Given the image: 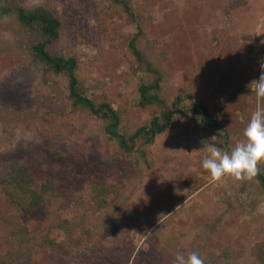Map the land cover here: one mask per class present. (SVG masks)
I'll return each mask as SVG.
<instances>
[{"label":"rangeland","instance_id":"obj_1","mask_svg":"<svg viewBox=\"0 0 264 264\" xmlns=\"http://www.w3.org/2000/svg\"><path fill=\"white\" fill-rule=\"evenodd\" d=\"M134 1L135 12L149 14L142 24L146 39L158 40L155 52L167 75L163 97L167 102L179 95L195 97V103L185 99L186 107L178 113L174 126L148 149L149 158L158 162L167 157L173 165L193 160L198 172L186 168L183 176L168 183L158 172L149 173L137 154L128 156L99 138V121L90 125L93 132L89 128L88 135L80 138L81 144L56 135L53 125L68 109L67 79L52 75L47 87L40 89L35 70L16 71L15 55L0 57V104L49 115L42 123L26 128L0 126V160L26 159L38 171L39 182L48 176L60 178L59 191L66 203L72 202L71 190L84 191L89 182L98 186L111 183L113 189L107 196L108 207L88 222L74 211L28 213L29 224L41 220L56 226L63 217L70 223L58 234L59 246L42 247L22 264H172L161 249L177 251L176 237L185 234L183 238L194 239L198 226L216 220L224 210L207 244L210 250L219 253L230 247L243 252L264 241V194L254 182L240 191L244 185L234 177L216 180L203 169L201 162L208 153L202 140L215 136L218 146L226 138L218 130L210 134L200 127L194 108L205 104L212 114L224 118L232 133L224 150L244 138L257 103L264 104L248 87L259 78L264 63V0H246V6L231 16L224 12L227 0ZM24 3L30 8L45 5L60 17L62 35L56 47L79 57L88 96L112 102L121 111L125 132L150 121L157 109L137 105V88L150 76L136 72L135 59L124 49L138 32L136 24L127 25L130 17L123 18V12L110 0ZM127 185L135 192L123 203L114 194ZM191 185L200 187L189 195ZM10 211L0 197V216ZM96 238H100L101 247L91 249ZM197 242L203 243L204 237Z\"/></svg>","mask_w":264,"mask_h":264},{"label":"trees","instance_id":"obj_2","mask_svg":"<svg viewBox=\"0 0 264 264\" xmlns=\"http://www.w3.org/2000/svg\"><path fill=\"white\" fill-rule=\"evenodd\" d=\"M110 2L123 12V18H131L127 21L128 26L131 27L134 23L138 27V32L124 46L127 53L135 59L136 72L150 76L149 80H143L137 88V105L142 109H157L148 123L136 127L133 131L123 130L121 111L115 108L112 102L96 101L88 96L80 75L79 57L66 54L56 47L62 35V21L55 11L47 6L30 8L24 0H0V57L15 55L13 69L16 71L35 70L39 77L37 87L40 89L47 87L52 75L67 79L68 109L61 112L58 123L53 125L56 135L67 138L72 143L81 144L80 138L87 136L94 128L90 125L99 121L101 124L96 125L99 138H104L108 145H114L117 151L128 156L137 154L146 164L149 173L158 172L157 176L172 183L177 175L183 176L184 169H195L193 160L185 159L180 161L179 165H173V160L166 157L156 162L149 158L148 149L156 143L160 135L174 126L178 113L186 107L183 104L185 99L194 102L195 97L190 94L179 95L173 101L167 102L162 95V84L167 75L161 57L155 52L158 40L146 39L147 32L142 25L149 17L148 12L146 15L135 12L134 0ZM246 4V0H227L224 12L231 16ZM194 108L200 127L210 134L215 130L222 132L226 139L224 144L218 146L226 148L225 144L232 133L226 127L224 118L212 114L205 104ZM48 117V113L41 110L29 108L19 111L12 106L0 104V126L11 130L17 127L26 128L31 123L40 124ZM213 142L217 144L218 140ZM259 167L260 171L251 179L234 178L236 183L242 182L244 185L240 191H244L248 183L254 182L264 194V165ZM195 171L194 174L198 172L197 169ZM60 184L61 180L56 176H48L39 182L38 171L24 158L0 160V197L11 208L10 212L0 216V264H22L42 247L59 246L58 234L65 232L66 225L70 223L69 219L63 217L56 226L45 224L41 220L29 224L28 213L57 212L59 209L60 213L74 211L88 222L97 211L108 207L107 196L113 193L111 183L98 186L95 182H89L84 186V191L71 190L72 202L66 203L60 195ZM199 187L191 185L188 194H193ZM134 192L133 186L127 185L114 195L126 203ZM226 211L224 210L216 220L198 226L199 231L194 239L183 238L185 234H181L180 238L176 237L180 245L177 251L170 252L163 248L162 252L171 259L172 264L177 252H183L187 256L193 251L204 258L205 264H264V241L243 252L229 247L217 253L208 248L207 244L213 239ZM95 228H99L98 225ZM86 233L91 235L90 237L93 236L90 230ZM201 237H204V242L198 243ZM92 246L91 249L101 247L100 238H96Z\"/></svg>","mask_w":264,"mask_h":264},{"label":"clouds","instance_id":"obj_3","mask_svg":"<svg viewBox=\"0 0 264 264\" xmlns=\"http://www.w3.org/2000/svg\"><path fill=\"white\" fill-rule=\"evenodd\" d=\"M261 68L259 78L248 85L258 101L264 99V63ZM243 137L227 150L212 142L215 136L202 140V148L208 155L201 165L212 178L219 180L224 176H232L236 179H251L260 171L259 166L264 164V104L257 103L243 131ZM173 264H205V260L195 251L187 256L177 252Z\"/></svg>","mask_w":264,"mask_h":264}]
</instances>
